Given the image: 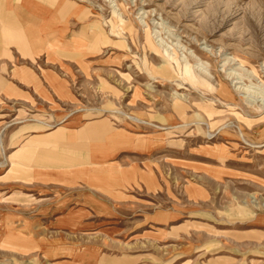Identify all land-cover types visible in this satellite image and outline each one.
I'll list each match as a JSON object with an SVG mask.
<instances>
[{
    "label": "crops",
    "instance_id": "obj_1",
    "mask_svg": "<svg viewBox=\"0 0 264 264\" xmlns=\"http://www.w3.org/2000/svg\"><path fill=\"white\" fill-rule=\"evenodd\" d=\"M66 4L0 0V251L46 264H264V203L235 206V229L216 239L189 220L240 172L180 157L172 117L138 130L79 107L75 73L99 65L97 25L74 5L61 16Z\"/></svg>",
    "mask_w": 264,
    "mask_h": 264
},
{
    "label": "rangeland",
    "instance_id": "obj_2",
    "mask_svg": "<svg viewBox=\"0 0 264 264\" xmlns=\"http://www.w3.org/2000/svg\"><path fill=\"white\" fill-rule=\"evenodd\" d=\"M64 1L61 16L74 5L97 25L99 65L75 73L79 107L159 131L172 117L180 157L241 173L218 183L207 217L189 218L195 232L235 229V206L264 203V0ZM0 264L46 263L3 246Z\"/></svg>",
    "mask_w": 264,
    "mask_h": 264
},
{
    "label": "built area",
    "instance_id": "obj_3",
    "mask_svg": "<svg viewBox=\"0 0 264 264\" xmlns=\"http://www.w3.org/2000/svg\"><path fill=\"white\" fill-rule=\"evenodd\" d=\"M129 121H131L132 123L137 122L138 125H141V126H144V125L147 126V125H149V124H147V123H145V122L138 121V120H136V119H132V118H129Z\"/></svg>",
    "mask_w": 264,
    "mask_h": 264
},
{
    "label": "bare ground",
    "instance_id": "obj_4",
    "mask_svg": "<svg viewBox=\"0 0 264 264\" xmlns=\"http://www.w3.org/2000/svg\"><path fill=\"white\" fill-rule=\"evenodd\" d=\"M227 62H230V60H227ZM229 77H236V76L233 74H229ZM239 79H240V77L236 78L235 80H239ZM237 90L240 91V90H242V88H237Z\"/></svg>",
    "mask_w": 264,
    "mask_h": 264
}]
</instances>
